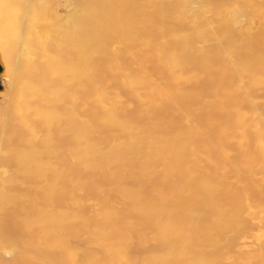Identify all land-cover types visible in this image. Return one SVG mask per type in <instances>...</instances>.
I'll list each match as a JSON object with an SVG mask.
<instances>
[{
  "label": "bare ground",
  "instance_id": "obj_1",
  "mask_svg": "<svg viewBox=\"0 0 264 264\" xmlns=\"http://www.w3.org/2000/svg\"><path fill=\"white\" fill-rule=\"evenodd\" d=\"M0 65V264H264V0H0Z\"/></svg>",
  "mask_w": 264,
  "mask_h": 264
},
{
  "label": "rangeland",
  "instance_id": "obj_2",
  "mask_svg": "<svg viewBox=\"0 0 264 264\" xmlns=\"http://www.w3.org/2000/svg\"><path fill=\"white\" fill-rule=\"evenodd\" d=\"M3 72H4V68L1 67V65H0V75H1L0 76V91L6 88L5 85H4L3 76H2ZM262 97H264V96H262ZM136 241L134 243H132V245H131V247L129 249L130 254L128 253V256L130 255V257H132L130 259L131 260L134 259L136 264H140L142 262V260H143L142 255L144 256L145 252L147 251L145 249H148V247H149L148 250L152 251L153 249L155 250L157 248V246H156L155 242H153V244H151L152 241H149L150 243L148 242L146 244L147 248L145 246L141 247L142 244L140 245V243H137ZM148 244H149V246H148ZM70 245L76 251H78L80 255H83L86 249H90L91 251H93V252H95L97 254V256L102 260V262L105 261L106 258H107L106 254L104 252H102L99 248H97V247H88L83 235H80L78 237L72 238L70 240ZM143 249L145 251H143Z\"/></svg>",
  "mask_w": 264,
  "mask_h": 264
}]
</instances>
